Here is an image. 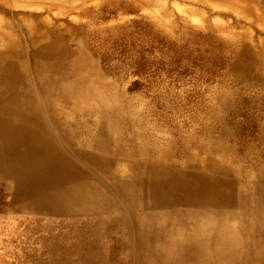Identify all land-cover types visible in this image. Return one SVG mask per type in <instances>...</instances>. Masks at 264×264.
<instances>
[{
  "label": "bare ground",
  "instance_id": "obj_1",
  "mask_svg": "<svg viewBox=\"0 0 264 264\" xmlns=\"http://www.w3.org/2000/svg\"><path fill=\"white\" fill-rule=\"evenodd\" d=\"M32 25L0 29V177L34 216L8 232L0 264H264L260 102L176 149L118 110L122 96L58 26ZM234 49V75L264 100V39ZM16 246L37 253L20 262Z\"/></svg>",
  "mask_w": 264,
  "mask_h": 264
},
{
  "label": "rangeland",
  "instance_id": "obj_2",
  "mask_svg": "<svg viewBox=\"0 0 264 264\" xmlns=\"http://www.w3.org/2000/svg\"><path fill=\"white\" fill-rule=\"evenodd\" d=\"M254 1L264 4V0H0V29L9 23L34 26L45 20L58 26L90 72H100L122 96L118 110L149 122L176 149L185 144L195 149L190 135L204 134L205 122L246 119L256 113L258 102L264 116V100L253 101L262 85L234 75L231 64L236 41L252 44L264 39V17L250 9ZM14 202L13 188L0 177V256L5 260L12 239L8 232L17 231L18 225L23 228V222L31 225L34 217ZM36 217L46 220L44 215ZM14 237L11 244L21 245L24 238L19 232ZM37 248L16 246L13 252L26 263L24 251L37 253Z\"/></svg>",
  "mask_w": 264,
  "mask_h": 264
}]
</instances>
